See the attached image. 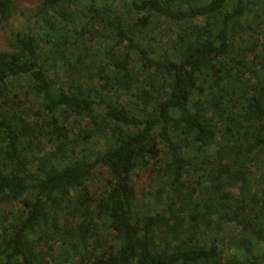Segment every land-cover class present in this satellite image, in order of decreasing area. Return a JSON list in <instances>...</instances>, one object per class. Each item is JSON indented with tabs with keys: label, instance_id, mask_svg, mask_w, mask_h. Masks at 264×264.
Listing matches in <instances>:
<instances>
[{
	"label": "trees",
	"instance_id": "1",
	"mask_svg": "<svg viewBox=\"0 0 264 264\" xmlns=\"http://www.w3.org/2000/svg\"><path fill=\"white\" fill-rule=\"evenodd\" d=\"M37 1L0 51V264H264V0Z\"/></svg>",
	"mask_w": 264,
	"mask_h": 264
},
{
	"label": "rangeland",
	"instance_id": "2",
	"mask_svg": "<svg viewBox=\"0 0 264 264\" xmlns=\"http://www.w3.org/2000/svg\"><path fill=\"white\" fill-rule=\"evenodd\" d=\"M38 5V1L37 0H19L16 4V11L15 14L13 15V19L12 21L9 23V26L5 29H0V51H10V47H9V43L8 40L10 38V30L9 28L11 27L12 29H16V28H27L29 25H31V21H30V17L35 9V7ZM199 23H202L201 20L198 21ZM165 28V26H163V29ZM162 42H160L159 44H161ZM111 44V42H107L101 38H98L96 40H94L92 42V46L96 49H103L104 47H106L107 45ZM260 49V46L257 50ZM87 78V77H86ZM24 92V91H23ZM22 100V104L24 105V107L26 108L25 110L27 111L28 116L30 117V120L32 122H37L38 124H40V120L35 117V113L38 111V104L36 105V102L34 101L33 97H28V99H21ZM75 118H71L69 120V122L66 124L68 126L69 129H71V133L72 136H76L79 134V129H83L85 128L87 125L86 121H83L81 123L78 122H74ZM58 124L60 125V122H58ZM102 140L99 141L98 138L93 139L91 144L88 145H92L93 148L95 149H101L102 148ZM141 180L146 181L145 177H142ZM141 182V187H144L146 183L143 184L142 181ZM102 184L103 180L102 177H99L93 185L94 190H100L102 189ZM233 194L237 193L236 189L232 190Z\"/></svg>",
	"mask_w": 264,
	"mask_h": 264
}]
</instances>
